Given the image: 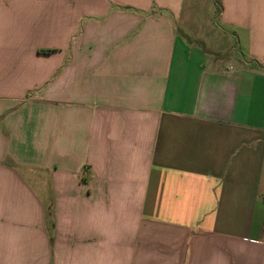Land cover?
<instances>
[{
    "label": "crops",
    "instance_id": "obj_1",
    "mask_svg": "<svg viewBox=\"0 0 264 264\" xmlns=\"http://www.w3.org/2000/svg\"><path fill=\"white\" fill-rule=\"evenodd\" d=\"M220 2L0 0V264H264V0Z\"/></svg>",
    "mask_w": 264,
    "mask_h": 264
},
{
    "label": "trees",
    "instance_id": "obj_2",
    "mask_svg": "<svg viewBox=\"0 0 264 264\" xmlns=\"http://www.w3.org/2000/svg\"><path fill=\"white\" fill-rule=\"evenodd\" d=\"M212 1H213L214 6H215L216 13L219 14L221 12V9H222L220 0H212ZM46 52H49V51H45V53Z\"/></svg>",
    "mask_w": 264,
    "mask_h": 264
}]
</instances>
